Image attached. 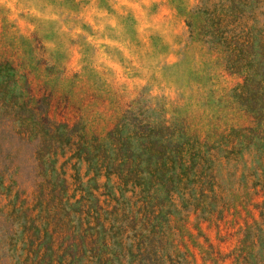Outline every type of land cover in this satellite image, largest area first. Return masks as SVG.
Here are the masks:
<instances>
[{
	"label": "rangeland",
	"instance_id": "374dc122",
	"mask_svg": "<svg viewBox=\"0 0 264 264\" xmlns=\"http://www.w3.org/2000/svg\"><path fill=\"white\" fill-rule=\"evenodd\" d=\"M206 1L0 4V264H48L45 253L31 257L28 239L35 241V224L41 225V239H48V181L58 177L54 170L49 174L53 166L49 154L60 152L74 131L87 141L95 137L104 143L109 130L138 112L140 118L163 122L180 136L209 143L252 125L253 113L238 95L242 74L228 61L232 55L227 47L232 43L209 31L202 12ZM254 3L248 0L245 7L250 16L258 14L252 10ZM89 16L104 29L94 28ZM249 47L258 51L254 62L264 65V53L259 54L264 47H256L254 41ZM103 173L102 184L110 186L108 172ZM53 188L58 202L59 189ZM243 192L241 197L238 190L230 191L228 209L234 211L230 225L249 215ZM195 219L190 214L180 231L198 251L197 257L201 254L193 263L236 264L231 259L236 260L240 238L227 236L214 217L203 224L205 229ZM54 230L60 244L57 218ZM59 252L57 247L54 255ZM61 257H54L52 264H59Z\"/></svg>",
	"mask_w": 264,
	"mask_h": 264
},
{
	"label": "trees",
	"instance_id": "16d2710c",
	"mask_svg": "<svg viewBox=\"0 0 264 264\" xmlns=\"http://www.w3.org/2000/svg\"><path fill=\"white\" fill-rule=\"evenodd\" d=\"M204 5L209 31L232 43L228 61L242 74L238 95L253 113L252 125L209 143L180 136L138 112L109 130L104 143L95 137L87 141L74 131L60 152L49 154V174L54 170L58 176L48 181L49 235L41 239V225L32 226L31 257L45 253L48 264L61 255L59 264H194L201 254L197 257L188 236L180 232L194 214L201 229L214 217L227 236L240 238L236 260L231 261L264 264V65L254 62L258 51L249 47L253 41L264 47V0L252 6L256 16L246 13L248 0H208ZM250 154V159L240 158ZM55 155L60 159L53 160ZM103 171L110 186L101 182ZM231 190L241 197L245 191L250 210L234 225L229 224L234 214L228 209ZM55 218L60 244L54 240Z\"/></svg>",
	"mask_w": 264,
	"mask_h": 264
},
{
	"label": "clouds",
	"instance_id": "9594fccd",
	"mask_svg": "<svg viewBox=\"0 0 264 264\" xmlns=\"http://www.w3.org/2000/svg\"><path fill=\"white\" fill-rule=\"evenodd\" d=\"M10 2H14V0H0V4H5V3H10ZM122 3H125V4H129L131 5L132 3V0H121ZM101 15H105L104 13H101ZM88 22L90 24H92L94 26V28L98 27L101 31L104 29V24H100V25H96V22L94 20L91 19V16H89L88 18ZM109 23L113 26V27H116V22L115 20H111L109 21ZM77 32H80L81 29L77 28L76 29ZM93 37L92 36H88V40L89 42H92L93 41ZM98 43H103V41H99Z\"/></svg>",
	"mask_w": 264,
	"mask_h": 264
}]
</instances>
